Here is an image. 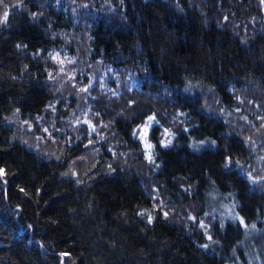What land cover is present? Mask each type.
Returning a JSON list of instances; mask_svg holds the SVG:
<instances>
[{
    "label": "trees",
    "instance_id": "1",
    "mask_svg": "<svg viewBox=\"0 0 264 264\" xmlns=\"http://www.w3.org/2000/svg\"><path fill=\"white\" fill-rule=\"evenodd\" d=\"M44 1L0 0V264H264V2L76 0L83 56L133 85L95 96L109 130L77 168L84 137L22 130L63 102L49 54L78 28ZM151 115L146 164L133 129Z\"/></svg>",
    "mask_w": 264,
    "mask_h": 264
},
{
    "label": "rangeland",
    "instance_id": "2",
    "mask_svg": "<svg viewBox=\"0 0 264 264\" xmlns=\"http://www.w3.org/2000/svg\"><path fill=\"white\" fill-rule=\"evenodd\" d=\"M10 1L11 0H5L6 3H9ZM47 1L48 3H50V0H45L44 5L45 3H47ZM53 1L54 4H50L54 5L56 8H67L69 15L76 17L75 20L78 26L75 31L69 32L70 34H68L71 36L73 35V37H68L66 32L61 35L58 34L60 35L58 36V38L60 39L59 43H61V45L49 54V59L54 65V67H52L50 70V75L53 81V88H55L56 93H59V96L63 97V102L57 101L56 103L48 107L49 112L47 113V116L45 115V118H39L38 121H36L35 124L32 125L27 124L24 129L22 128V130L29 134L25 136L32 140H27L30 143H33L34 146L36 145V147H38L37 145H39V143L45 142L46 144L47 141L52 142L56 147L59 144L55 142L56 138H58L59 140L66 138L68 144L73 145L74 143H77L80 138L84 137L83 140H87V142L89 143V145L87 144V146L89 147L87 148V151H85V155L81 158L78 157L76 159V162H74V165L77 168H83L91 163L93 159V151L98 150L97 143L103 140V135H106L105 132L109 130V121L107 119H104L106 117L103 116V114L99 112V110L95 111V109L93 108L94 106L91 104L93 99L97 96H101L102 94H106L109 97H116L120 94L123 88L133 90V85L131 83H127L126 81L124 82L121 76H116V84L110 85V83H112V80L110 79L113 77V73L110 71V69L108 67L104 68V66L102 65H98L97 67L96 63L93 65L89 64L88 58H86L88 57V55L86 57L83 56L86 51L85 46H83L82 44L83 42L81 40V36H85L83 30L85 27L84 17L88 15V11L84 7V4H82L81 2H77L76 0ZM4 7L5 10L9 12V5H4ZM40 7H43V2ZM107 11H109V9ZM79 16H84L83 22L80 21ZM74 32L78 33L77 42L79 43H74L72 40L75 37ZM67 43L72 45V49H68L67 47H65L64 44L67 45ZM108 80H110V83L108 82ZM180 118L181 116H179V120ZM174 120L178 121L176 117L174 118ZM85 121H87L88 123H85ZM146 121L147 118H145V120H143V122L138 126L143 127ZM157 122H152L151 127L148 130V136L146 137L147 142L151 143L152 145L153 143L150 140V131L153 126L159 125ZM89 123L95 128V131H92V129L89 127ZM138 126L134 128L135 130H137L134 137L141 146L142 154L145 158L146 164H151L154 162L155 158L154 146L150 150L145 149L144 142H142L139 138L140 133L138 130ZM45 129L47 131H45ZM165 129H168L169 132L172 133V135L165 136ZM172 129L162 128L160 133L161 140H171V144L169 146L172 145L174 139V131ZM71 140H74V143L71 142L70 144ZM93 142H95L96 144H94ZM91 143H93V145H91ZM108 150H111V152L113 153L112 149L108 148ZM51 153L57 155L56 152ZM147 154H150L152 156L151 162H149V160L147 159ZM152 191L154 192L152 193L155 203L154 207L162 211L163 214L165 212H172V210L168 207L169 205H167L164 200H161L159 198L160 196H158L155 188H152ZM223 215H225V217L229 216L231 218H235L237 214H233L232 210H227Z\"/></svg>",
    "mask_w": 264,
    "mask_h": 264
},
{
    "label": "snow or ice",
    "instance_id": "3",
    "mask_svg": "<svg viewBox=\"0 0 264 264\" xmlns=\"http://www.w3.org/2000/svg\"><path fill=\"white\" fill-rule=\"evenodd\" d=\"M22 2H23V0H18L17 5H15V6L16 7H21L22 6ZM262 2H264V0H262ZM33 15H35V14H33ZM8 17H9V12L7 10H5L3 12V15L0 16V24L7 25ZM152 122H157L155 115L148 116L147 117V121L144 123L143 127H139L138 126V130H139V133H140L139 138H140V140L142 142H144V146H145L146 150H150V149L153 148V145L151 143H148L147 139H146V137L148 136V130L151 127ZM85 123H88V122L85 121ZM89 127L92 129V131H95V128L90 123H89ZM45 131H47V130L45 129ZM136 131L137 130H135V129L133 130V134L134 135L136 134ZM185 131H187V129H185ZM164 135L165 136H171L172 133H170L168 129H165L164 130ZM201 143H203V142H201ZM170 144H171V140L170 139L169 140H161L160 141V146L161 147H168ZM147 159L149 160V162H151L152 161V156L150 154H147ZM3 172H4V170L0 169V175H2ZM21 191H23V189H21ZM167 215H168V213L165 212L164 213L165 218L167 217ZM190 219H195V218L194 217H190ZM152 220H153V217L151 215H149L148 216V222L152 223ZM243 223H244L243 220H241V224H243ZM201 227H204L203 223H201Z\"/></svg>",
    "mask_w": 264,
    "mask_h": 264
}]
</instances>
